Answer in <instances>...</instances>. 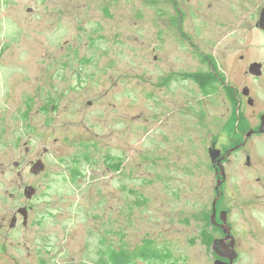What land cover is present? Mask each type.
I'll return each mask as SVG.
<instances>
[{"label":"rangeland","instance_id":"obj_1","mask_svg":"<svg viewBox=\"0 0 264 264\" xmlns=\"http://www.w3.org/2000/svg\"><path fill=\"white\" fill-rule=\"evenodd\" d=\"M174 1L0 0V122L15 127L29 101L36 145L45 107L39 148L51 150L50 171L34 201L42 227L31 235L34 245L57 248L56 264H187L186 233L168 218L182 199L180 172L169 177L165 120L174 115L175 129L196 136L201 104L211 119L223 107L194 82L264 63V34L247 26L264 0ZM178 103L189 106L186 116ZM120 151L118 171L107 159Z\"/></svg>","mask_w":264,"mask_h":264},{"label":"flooded vegetation","instance_id":"obj_2","mask_svg":"<svg viewBox=\"0 0 264 264\" xmlns=\"http://www.w3.org/2000/svg\"><path fill=\"white\" fill-rule=\"evenodd\" d=\"M26 12L32 13V9ZM263 12L264 5L247 24L262 34L259 23ZM179 30L187 38L181 22ZM202 58L209 67L215 65L209 55L203 54ZM239 59L247 60L246 55ZM255 64L260 69L252 72ZM248 65L238 76L216 71L213 77H202L200 84L194 82V89L198 87L205 97L217 95L219 106L223 107L211 119L205 103L201 104L202 122L196 136H186L175 129L174 115L169 114L165 120L169 124L165 136L169 177L180 172L181 176L176 177V195L182 199L180 210L174 207L168 218L172 221L170 228L175 230L173 223L179 222L186 233L187 264H264V63L252 61ZM189 74L184 72L182 77ZM173 83L169 79L167 102L168 94L174 96ZM156 88L159 89L157 85ZM23 95L21 91L16 98L20 100ZM29 105V101L24 103L15 127L7 119L0 122V264L57 262V248L34 245L35 237L31 235L42 227L34 201L42 190L41 181L50 171L46 156L51 150L45 145L39 148L40 142H45L43 104L37 111L42 115L40 142L30 143L31 133L35 129L38 133L39 127L30 118ZM107 108L117 106L108 103ZM176 109L182 116L189 113L185 103H178ZM108 136L119 137L115 132ZM116 145L120 147V139ZM186 155L194 158L191 165ZM124 156L123 151L112 153L107 161L119 171L126 165ZM40 163L42 168H37ZM74 171L72 178L78 180Z\"/></svg>","mask_w":264,"mask_h":264},{"label":"water","instance_id":"obj_3","mask_svg":"<svg viewBox=\"0 0 264 264\" xmlns=\"http://www.w3.org/2000/svg\"><path fill=\"white\" fill-rule=\"evenodd\" d=\"M259 26L264 30V12L262 14ZM259 69H260V65L259 64H255V65L252 66L251 71L252 72H256ZM42 166H43V163H40V164L37 165V168H42ZM29 196L31 197L32 194L30 193Z\"/></svg>","mask_w":264,"mask_h":264},{"label":"trees","instance_id":"obj_4","mask_svg":"<svg viewBox=\"0 0 264 264\" xmlns=\"http://www.w3.org/2000/svg\"><path fill=\"white\" fill-rule=\"evenodd\" d=\"M204 84H205V83H204ZM204 86H206V85H204ZM78 174H79V169H75V171H74V173H73V176H77ZM120 260H121V256H118V257L116 258L115 263H118ZM123 260H124V262H123ZM123 260H122L119 264H127V262H128V258H123Z\"/></svg>","mask_w":264,"mask_h":264}]
</instances>
